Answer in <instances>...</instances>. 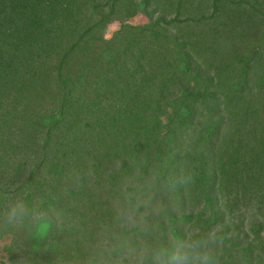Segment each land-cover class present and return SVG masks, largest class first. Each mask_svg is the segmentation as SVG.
I'll return each instance as SVG.
<instances>
[{"label": "trees", "instance_id": "16d2710c", "mask_svg": "<svg viewBox=\"0 0 264 264\" xmlns=\"http://www.w3.org/2000/svg\"><path fill=\"white\" fill-rule=\"evenodd\" d=\"M17 196L46 232L5 224ZM189 226L218 230L216 264H264V0H0L10 264H98L106 231L170 247Z\"/></svg>", "mask_w": 264, "mask_h": 264}, {"label": "clouds", "instance_id": "9594fccd", "mask_svg": "<svg viewBox=\"0 0 264 264\" xmlns=\"http://www.w3.org/2000/svg\"><path fill=\"white\" fill-rule=\"evenodd\" d=\"M190 179L181 177L179 183H186ZM2 216L5 224L12 227L31 222L41 233L49 227L47 210L38 203H30L23 196L9 202ZM117 219H122L126 224H135V210L125 211L118 204ZM221 243L222 238L216 228L202 231L199 227L189 226L182 236L170 238V247H160L147 241L133 247L122 234L106 231L101 234L98 264H216L214 247Z\"/></svg>", "mask_w": 264, "mask_h": 264}, {"label": "rangeland", "instance_id": "374dc122", "mask_svg": "<svg viewBox=\"0 0 264 264\" xmlns=\"http://www.w3.org/2000/svg\"><path fill=\"white\" fill-rule=\"evenodd\" d=\"M144 20L145 19L143 17H140L138 15V16H135V17L128 19L127 23H129L130 25H133V26H137V25L144 23ZM121 26H122V23L118 20H113L110 23H108V25L101 32L104 40L109 41L112 38V36L114 35V33L117 32L121 28ZM102 44H103V42H102ZM56 87H57L56 84H54V86H53L54 91L56 90ZM33 103L35 104V106H37L39 108H42V107L52 108L55 105H57V100L55 98H51L50 100H47V101L42 100L38 103V100H37V101H34ZM240 208H241L240 211H242V212L240 214L235 215V217H238V221L234 222L235 223V229L240 228L242 231H245V229H247V226L249 225L251 220L253 218L256 219L258 217V209L254 205L250 206L249 204L240 205ZM245 209H246V211H244ZM1 229H3V228H1ZM3 230L5 232L7 231V229H3ZM10 241H11V235L9 233H6L0 240V259L2 261V264H10V262L8 260L9 254L7 253V249H6L7 246L10 244Z\"/></svg>", "mask_w": 264, "mask_h": 264}]
</instances>
